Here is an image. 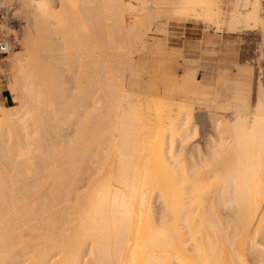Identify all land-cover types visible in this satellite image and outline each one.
<instances>
[{"label":"bare ground","instance_id":"6f19581e","mask_svg":"<svg viewBox=\"0 0 264 264\" xmlns=\"http://www.w3.org/2000/svg\"><path fill=\"white\" fill-rule=\"evenodd\" d=\"M70 1L60 0L57 3L61 5ZM90 1V5L95 3L96 6L97 14L93 16L113 21L117 30L123 28L126 31L128 26L125 25L124 12L136 9L130 2ZM149 1L143 0L137 10L169 3L175 9L186 8L205 15L211 2L152 0L150 5ZM246 2H253L252 10L246 14L240 13L237 8L231 11L229 28L238 27L240 22L252 25L259 18V0ZM47 10L45 13L49 17L51 12L56 13L49 8ZM50 20L55 22L52 18ZM86 20L82 29L92 30L96 35L98 30L90 26L89 19ZM93 39L97 40L94 36ZM165 52L168 53V50ZM128 55H125L126 58ZM24 56L27 54L13 58L17 72L15 77L21 90L17 99L23 104L15 102L16 106L11 111L0 107V264H198L195 256L207 264H246L249 254L253 255L254 264H264L262 100L258 102L256 111L250 112L254 115L252 118L248 116L250 113L238 115L232 124L223 118L216 119L218 141L208 142L205 151L199 145L193 146L188 159H180V156L191 136L190 116L178 110L175 113L174 108L170 116L152 126L150 124L147 138V126L142 119L144 109L138 107L133 124L121 121L122 110L118 108L115 127L104 129L100 122L97 124L96 116L94 118L92 113L87 112L93 115V124L95 122L97 126L90 130V124L86 123V126L84 123L82 134L75 144L71 143L70 148L64 146L59 151L64 153L61 159L67 160L66 164L57 163L59 158H56V161L47 164L31 165L30 159L37 156L31 158V154L41 149L45 142L41 131L45 119L38 112L42 107L40 104H43L40 98L44 91L37 88L35 75L23 70ZM89 71L83 70V74ZM93 71L88 78L95 80L96 84L99 81L97 70ZM54 75L52 73V78ZM54 79L52 84H55ZM112 79L117 91L121 89L120 78L114 75ZM49 90L47 88L46 93L51 96L53 88ZM59 90L57 96L66 98L67 92ZM89 90L81 95V101L78 99V108L84 107V110L88 105L92 106L90 100L94 95ZM72 103L74 105L75 102ZM22 108H26L25 111ZM71 108L73 111L78 109ZM88 118H91L90 115ZM32 124L34 129L30 130ZM3 128H7L9 134L3 132ZM99 129L101 132H96ZM3 133L10 138H1ZM35 143L37 147L31 148L30 144ZM81 144L86 148L83 156L79 152ZM94 144L101 145L104 154L98 156V161L74 162L80 157L91 160L87 151L93 149ZM47 152L44 150L50 159ZM14 153L22 157L18 156L19 159L7 165L8 156ZM215 176H218L215 184L210 185ZM157 199L164 205L163 211L159 208V214L154 211ZM183 228L188 230V238Z\"/></svg>","mask_w":264,"mask_h":264},{"label":"rangeland","instance_id":"374dc122","mask_svg":"<svg viewBox=\"0 0 264 264\" xmlns=\"http://www.w3.org/2000/svg\"><path fill=\"white\" fill-rule=\"evenodd\" d=\"M57 1L60 0H0V38H7L12 44V51L9 54L0 55V107L2 110L11 111L10 109L15 107L16 103L23 104L17 99L21 90L15 77L17 73L16 63L13 62L15 55L27 54L26 57L24 56L23 70H26L29 75H35L33 78L36 79L35 83H38L37 88L44 91L40 98L43 104H40L42 107L38 112L45 119L43 130H41L45 136V138L42 137L45 145L42 143L41 149L31 154V158L37 155L36 158L30 159L31 165L36 163L39 165L42 162L47 164V162L56 161V158H59L57 163L66 164L67 160L61 159L64 153L59 151L64 146L70 148L75 144L82 134L84 123V125L89 123L91 126L89 129L92 130L94 126H97L95 122V125L93 124L96 116L97 124L100 122L103 129L115 127L119 108L122 110L121 121L125 124H133L138 107L144 109L142 119L147 126L145 135L147 138L150 134L149 128L157 121L170 116L174 108L175 113L178 110L190 116L191 136L188 137L180 156V159H188L193 146L199 145L201 149H204L208 142L218 141L216 119L223 118L232 124L236 116L256 111L260 100L264 104L263 0H259L260 6L257 11L259 18L252 25L240 22L236 28L228 27L231 11L237 8L236 10L240 13L246 14L252 10L253 2L211 0L209 11L202 15L186 8L175 9L169 3L159 4L147 10L142 9V11L137 9L141 8L143 0H124L136 8L124 12L125 25L127 24L129 28L126 31L123 28L117 30L113 21H105L103 18L98 19L93 16L97 14V11H95V3L89 4L92 3L90 0H76L77 2L72 0L62 2L61 5ZM151 1H149L150 5ZM48 8L57 14L54 15L51 12L49 17L48 13H45ZM50 18L56 23H52ZM86 19H89L91 27H96L95 30H98L96 35L92 30L82 29L84 27L82 23L87 21ZM111 35L114 36L113 39ZM93 36L97 40L93 39ZM166 50L168 53L165 52ZM127 54L129 55L126 58ZM83 70L90 71L83 74ZM93 70H97L95 72L99 81L96 84L95 80L88 78L93 74ZM52 73L57 76L54 75L52 78ZM114 75L120 78L121 89L118 91L112 84L115 83L112 79ZM52 79L55 84H52ZM20 82L22 83V80ZM52 85L55 87H51ZM90 86L96 90H92ZM47 88L48 90L53 88L51 96L47 95ZM59 89L67 92L66 98L57 96ZM87 89H90L94 98L90 100L92 106L88 105L83 110L84 107L78 108L77 101L78 99L81 101V95L88 92ZM12 90L16 92L17 100L15 101L13 96L11 105H5L1 99V92L12 93ZM57 91L58 94H56ZM95 100L100 101L99 104L93 102ZM72 102H77L74 103L76 106ZM31 105L34 106V104ZM31 105L28 104L32 107ZM25 106L27 107V104ZM72 106L78 109L73 111ZM25 109L21 110L25 111ZM87 112L92 113L94 118ZM45 115L50 116L47 118ZM89 115L91 118H88ZM25 116L29 115L25 114ZM248 116L252 118L254 115L250 113ZM18 124L21 123L18 122ZM6 129L3 128V132H7ZM33 129L32 124L30 130ZM194 129L195 132H193ZM96 132H101V129ZM58 134H60L59 137ZM8 137L10 138L5 133L1 138L7 140ZM81 139L84 140L83 137ZM81 145L79 152L83 156L86 148L84 144ZM31 146L35 148L37 143L30 144ZM44 150L48 151L50 159L46 157ZM101 151V145L94 144L93 149L87 151L91 160L80 157L74 162L80 164L96 162L98 156L104 155ZM14 154L8 156L9 164L7 165L19 159L20 155ZM40 158L46 161H41ZM217 178L218 176H215V180L210 185L216 182ZM154 208L157 214L160 213V209L163 211L164 205L161 200L157 199L154 202ZM182 231L188 238V230L183 228ZM195 260L198 264H207L202 262L200 257L195 256ZM246 264H254L252 254L247 255Z\"/></svg>","mask_w":264,"mask_h":264},{"label":"built area","instance_id":"2783aa9c","mask_svg":"<svg viewBox=\"0 0 264 264\" xmlns=\"http://www.w3.org/2000/svg\"><path fill=\"white\" fill-rule=\"evenodd\" d=\"M264 2V0H263ZM12 51L11 41L7 38H0V55H7Z\"/></svg>","mask_w":264,"mask_h":264},{"label":"crops","instance_id":"0c3cea01","mask_svg":"<svg viewBox=\"0 0 264 264\" xmlns=\"http://www.w3.org/2000/svg\"><path fill=\"white\" fill-rule=\"evenodd\" d=\"M0 34H1V32H0ZM1 99L3 100V103L5 105H11V102H13V95L11 92L10 93L7 91L1 92Z\"/></svg>","mask_w":264,"mask_h":264}]
</instances>
